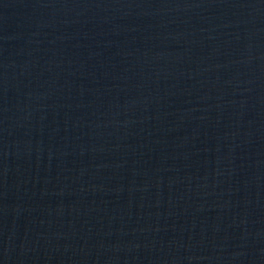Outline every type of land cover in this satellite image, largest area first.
<instances>
[{"label": "water", "instance_id": "95a60500", "mask_svg": "<svg viewBox=\"0 0 264 264\" xmlns=\"http://www.w3.org/2000/svg\"><path fill=\"white\" fill-rule=\"evenodd\" d=\"M0 264H264V0H0Z\"/></svg>", "mask_w": 264, "mask_h": 264}]
</instances>
